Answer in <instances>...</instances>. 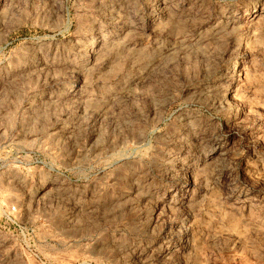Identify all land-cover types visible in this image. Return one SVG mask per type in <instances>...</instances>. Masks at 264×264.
<instances>
[{
  "label": "rangeland",
  "instance_id": "1",
  "mask_svg": "<svg viewBox=\"0 0 264 264\" xmlns=\"http://www.w3.org/2000/svg\"><path fill=\"white\" fill-rule=\"evenodd\" d=\"M0 264H264V0H0Z\"/></svg>",
  "mask_w": 264,
  "mask_h": 264
},
{
  "label": "built area",
  "instance_id": "2",
  "mask_svg": "<svg viewBox=\"0 0 264 264\" xmlns=\"http://www.w3.org/2000/svg\"><path fill=\"white\" fill-rule=\"evenodd\" d=\"M8 209H9V211H14L16 209V207L15 206H11Z\"/></svg>",
  "mask_w": 264,
  "mask_h": 264
}]
</instances>
